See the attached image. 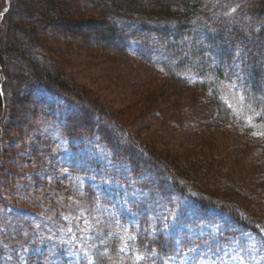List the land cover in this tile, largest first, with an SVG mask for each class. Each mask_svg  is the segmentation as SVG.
<instances>
[{
	"label": "trees",
	"instance_id": "obj_1",
	"mask_svg": "<svg viewBox=\"0 0 264 264\" xmlns=\"http://www.w3.org/2000/svg\"><path fill=\"white\" fill-rule=\"evenodd\" d=\"M237 2L233 16L220 10V0H0V205L30 169L19 158L37 132V119L44 113L50 119L46 100L26 91L31 83L74 106L58 117L53 111L54 122L47 118L61 137L97 139L135 176L151 175L155 195L194 196L203 210L227 213L236 229L264 233V210L246 212L228 202L222 192H234V186L220 179L231 147L256 149L257 159L264 158V104L258 102L264 99V0ZM57 41L154 69L171 89L161 88L147 97L144 101L150 106L177 91L197 93L215 111L206 130L212 137L234 134L236 143H221L224 153L207 158L190 151V161L175 168L147 149L130 127L70 85L56 60L40 47ZM68 172L86 177L74 167ZM257 190L256 194L264 193V178ZM85 194L103 201L90 187ZM143 222L128 229L122 219L128 241L99 242L93 256L80 264H135L137 254L153 256L151 262L161 264L176 254L174 241L152 234Z\"/></svg>",
	"mask_w": 264,
	"mask_h": 264
},
{
	"label": "rangeland",
	"instance_id": "obj_2",
	"mask_svg": "<svg viewBox=\"0 0 264 264\" xmlns=\"http://www.w3.org/2000/svg\"><path fill=\"white\" fill-rule=\"evenodd\" d=\"M220 1V10L237 15V0ZM40 47L56 60L78 93L88 95L130 127L147 149L175 168L190 161V151L207 158L224 153L221 143H236L234 134L212 137L206 130L215 111L197 93L177 91L155 105L146 104L147 97L161 88L169 90L170 84L138 61L108 59L59 41ZM25 89L46 100L52 109L51 120L45 113L37 119V132L19 158L30 169L9 191L6 204L0 205V264L86 262L99 242L114 238L128 241L122 219L128 229L143 219L144 229L177 244L176 254L161 264H264V233L236 229L227 213L216 208L203 210L194 196L155 195L151 175L135 176L97 139L69 140L48 125L49 120L54 122L53 111L58 117L75 110L74 106L35 84ZM29 109L32 121L33 108ZM229 150L220 167V179L232 184L235 191L222 192L224 197L246 212L264 210V193L256 194L257 183L264 178V158L257 159L256 149ZM69 167L85 171L86 177L72 176ZM86 187L94 189L103 201L88 199ZM153 259L137 254L134 263L155 264Z\"/></svg>",
	"mask_w": 264,
	"mask_h": 264
},
{
	"label": "snow or ice",
	"instance_id": "obj_3",
	"mask_svg": "<svg viewBox=\"0 0 264 264\" xmlns=\"http://www.w3.org/2000/svg\"><path fill=\"white\" fill-rule=\"evenodd\" d=\"M230 87H231L233 90H236V89H238L239 86H238L235 82H230ZM242 98H243V96H242ZM258 102L261 103V104H264V99H261V100H259ZM229 106L231 107V105H229ZM68 231H69V233H71L72 229L69 228ZM121 251H124V249H121ZM85 255H86V254H85ZM140 259L142 260V259H144V257H140ZM138 264H139V262H138Z\"/></svg>",
	"mask_w": 264,
	"mask_h": 264
}]
</instances>
